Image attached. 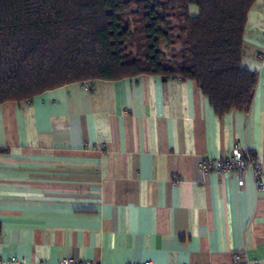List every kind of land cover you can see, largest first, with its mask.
<instances>
[{
    "label": "crops",
    "instance_id": "obj_1",
    "mask_svg": "<svg viewBox=\"0 0 264 264\" xmlns=\"http://www.w3.org/2000/svg\"><path fill=\"white\" fill-rule=\"evenodd\" d=\"M240 63L257 74L247 110L150 74L1 103L0 264H264V187L198 167L235 147L264 162V0Z\"/></svg>",
    "mask_w": 264,
    "mask_h": 264
},
{
    "label": "trees",
    "instance_id": "obj_2",
    "mask_svg": "<svg viewBox=\"0 0 264 264\" xmlns=\"http://www.w3.org/2000/svg\"><path fill=\"white\" fill-rule=\"evenodd\" d=\"M252 2L0 0V104L150 74L193 81L217 114L247 110L257 74L240 61Z\"/></svg>",
    "mask_w": 264,
    "mask_h": 264
},
{
    "label": "built area",
    "instance_id": "obj_3",
    "mask_svg": "<svg viewBox=\"0 0 264 264\" xmlns=\"http://www.w3.org/2000/svg\"><path fill=\"white\" fill-rule=\"evenodd\" d=\"M179 79V78H177ZM198 167L201 172H210L212 170L220 172H236L238 174L244 173L246 169H251L253 172L254 178L257 182L258 187H264V184L261 182L262 173H264V162L257 160L249 152L239 150L238 147L233 148V150L227 156L223 157H203L199 163ZM178 177L176 174L172 176V182H176ZM12 264H20L21 260H18L15 257H11L8 260ZM61 264H91L89 261H80L73 258L67 257L60 260ZM139 264H151L150 261H144ZM246 264V262H243Z\"/></svg>",
    "mask_w": 264,
    "mask_h": 264
},
{
    "label": "rangeland",
    "instance_id": "obj_4",
    "mask_svg": "<svg viewBox=\"0 0 264 264\" xmlns=\"http://www.w3.org/2000/svg\"><path fill=\"white\" fill-rule=\"evenodd\" d=\"M192 7H193V5H191ZM191 13V12H190ZM195 13H197V8H196V11H195Z\"/></svg>",
    "mask_w": 264,
    "mask_h": 264
}]
</instances>
